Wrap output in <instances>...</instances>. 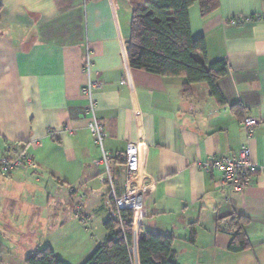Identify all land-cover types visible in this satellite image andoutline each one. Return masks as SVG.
<instances>
[{
    "label": "crops",
    "instance_id": "crops-1",
    "mask_svg": "<svg viewBox=\"0 0 264 264\" xmlns=\"http://www.w3.org/2000/svg\"><path fill=\"white\" fill-rule=\"evenodd\" d=\"M0 3V158L15 149L38 163L37 171L0 173L4 235L25 233L29 227L22 220L30 215L36 222L47 220L49 232L71 243V252L82 250L80 264L107 239L113 193L102 178L107 167L88 129L89 101L83 93L90 49V79L114 190L119 196L140 191L143 197L130 249L135 264L143 230L174 236L177 264H232L257 250L264 259V0H220V8L206 17L198 3L190 8L192 33L206 40L209 59L228 62L218 81L226 105L218 104L207 83L193 84L185 93L184 77L130 66L128 0ZM255 15L263 19L229 21ZM235 104L243 107L240 117L231 110ZM242 116L260 122L249 141L259 169L245 191L228 193L220 190V173L200 170L196 163L233 155L248 142ZM129 151L136 157L134 174L120 157ZM79 217L86 229L75 227ZM235 217L248 220L243 228L251 247L240 253L229 250Z\"/></svg>",
    "mask_w": 264,
    "mask_h": 264
},
{
    "label": "trees",
    "instance_id": "trees-1",
    "mask_svg": "<svg viewBox=\"0 0 264 264\" xmlns=\"http://www.w3.org/2000/svg\"><path fill=\"white\" fill-rule=\"evenodd\" d=\"M133 8L128 59L134 69L144 70L163 77H184V92L193 84L207 83L218 104L226 99L218 85L227 72L225 59L211 61L204 38L192 33L190 8L198 3L206 17L220 8V0H128ZM3 5L0 3V13ZM231 110L241 116L240 104ZM245 116L241 117L244 119ZM113 202V197L111 198ZM114 205V202L112 203ZM121 219L114 217L105 223L107 239L99 245L83 264H135L131 253L133 244V210H122ZM246 218L231 221L234 237L229 250L240 253L251 247L244 231ZM141 230H143L141 228ZM139 237V264H177L174 236L144 231ZM195 232L192 231L194 238ZM26 264H67L47 245L26 259Z\"/></svg>",
    "mask_w": 264,
    "mask_h": 264
},
{
    "label": "built area",
    "instance_id": "built-area-1",
    "mask_svg": "<svg viewBox=\"0 0 264 264\" xmlns=\"http://www.w3.org/2000/svg\"><path fill=\"white\" fill-rule=\"evenodd\" d=\"M262 19L263 17L260 15L234 16L229 21L232 24H239L260 21ZM93 63V53L90 49H88L85 68L89 75V79L88 83L83 88V93L89 101L87 108V114L89 116L88 129L95 144H97L103 151L102 161L105 163L107 169L106 173L102 174V178L108 179L112 187L114 202V205L112 206V216L120 220V212L122 210H133L136 215L143 209L144 202L140 191H132L119 196L114 190V181L111 177L109 165L111 157L104 150L106 133L96 111L97 104L93 94L95 83L90 79ZM241 124L247 132L248 142L243 144L235 154L230 156H211L205 161H198L196 163V166L200 170L208 173H220L222 175L219 184L220 190L228 193H240L245 191L253 183L254 174L259 169V166L253 159L252 148L249 141L254 139L255 128L260 124V122L254 117L247 116L241 120ZM50 134H53V132L50 131ZM120 157L126 161L127 171L130 174H134L137 168L135 155L129 151L128 153L121 154ZM18 169L37 171L38 163L35 158L26 151H16L15 149H11L7 154L0 158V173L1 175L8 177L15 173ZM262 169L264 171V166Z\"/></svg>",
    "mask_w": 264,
    "mask_h": 264
},
{
    "label": "rangeland",
    "instance_id": "rangeland-1",
    "mask_svg": "<svg viewBox=\"0 0 264 264\" xmlns=\"http://www.w3.org/2000/svg\"><path fill=\"white\" fill-rule=\"evenodd\" d=\"M81 218L79 217L80 221L77 218H74L75 224H77V226H75V224L74 226L79 228V230L87 228V225L80 223L82 222ZM22 222L26 223L29 227L27 230L23 231L25 233L15 232L13 235H4L0 231V264H26V259L30 255L39 250H43L49 243H51L56 248L55 250L64 257L67 264H80L82 260L80 258L82 250H76L77 248H74L75 250L71 252V249H73L71 243L69 245L66 242L61 243L60 238L49 232L46 225L47 220L44 221L42 219L41 221L36 222L30 215L29 219H23ZM70 230L69 232H71ZM79 230L75 229V231ZM75 231H73V233H75ZM67 240L69 242V237ZM78 245L79 243L77 242L76 247ZM255 255H258L261 259L256 260ZM262 257V253L259 254L258 250L256 251V254L252 251L246 252L241 256L235 257L232 264H264V259ZM1 259L3 261H1ZM200 263L214 264L213 261H202Z\"/></svg>",
    "mask_w": 264,
    "mask_h": 264
}]
</instances>
